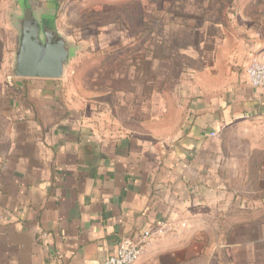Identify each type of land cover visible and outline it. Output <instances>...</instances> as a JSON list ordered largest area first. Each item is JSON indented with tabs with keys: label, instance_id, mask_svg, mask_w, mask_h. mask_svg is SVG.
I'll list each match as a JSON object with an SVG mask.
<instances>
[{
	"label": "crops",
	"instance_id": "crops-1",
	"mask_svg": "<svg viewBox=\"0 0 264 264\" xmlns=\"http://www.w3.org/2000/svg\"><path fill=\"white\" fill-rule=\"evenodd\" d=\"M18 1L55 22L60 0ZM236 19L198 30L172 87L157 86V58L154 77L117 57L100 106L63 95L62 78L9 76L3 97L21 116L0 148V264H102L160 223L135 264H238L264 251V199L247 196L264 192V87L247 74L264 32ZM21 90L27 104L12 99Z\"/></svg>",
	"mask_w": 264,
	"mask_h": 264
},
{
	"label": "rangeland",
	"instance_id": "rangeland-1",
	"mask_svg": "<svg viewBox=\"0 0 264 264\" xmlns=\"http://www.w3.org/2000/svg\"><path fill=\"white\" fill-rule=\"evenodd\" d=\"M11 3L14 14L19 13L21 10L18 0H0L2 149L9 119L19 118V114L21 116V112L11 113L8 106L11 104L3 97L13 91V86L9 84L12 78L9 76L18 42L17 27L14 26L11 32L9 23H5L7 11L9 20ZM238 13L245 18V22L253 20L261 25L264 32V0H60L54 20L60 31L76 47V51L67 65L66 76L57 86L65 89L63 95L66 93L67 97L76 91L82 97L92 95L96 99L94 104L100 106L106 98L102 91L103 85L109 87L107 83L110 76L115 75L118 69L117 57L121 56L127 58L126 64L131 67V72L139 69L143 72L145 69L149 73L152 67L153 76L155 61L152 60L150 65L148 59L157 58V86L172 87L174 84L169 79L178 77L186 67L185 64L192 63L184 56V48L200 38L198 30L217 23L238 24L239 20L233 21ZM123 43L127 46L123 47ZM141 72L137 84L142 88L148 87L149 74ZM154 77L152 80H155ZM17 84L20 88L23 86L19 82ZM13 94L12 99L17 98L21 104L28 103V92L21 90L20 93ZM31 99L36 104L39 103L35 97L31 96ZM248 195L255 202L264 199V192ZM259 211L258 213L264 215V208ZM261 249L258 248L257 252V248H254L253 259L247 263L238 261V264H264V251Z\"/></svg>",
	"mask_w": 264,
	"mask_h": 264
},
{
	"label": "water",
	"instance_id": "water-1",
	"mask_svg": "<svg viewBox=\"0 0 264 264\" xmlns=\"http://www.w3.org/2000/svg\"><path fill=\"white\" fill-rule=\"evenodd\" d=\"M19 7L12 16L18 42L11 76L63 78L76 47L51 18L37 13L33 1H20Z\"/></svg>",
	"mask_w": 264,
	"mask_h": 264
},
{
	"label": "built area",
	"instance_id": "built-area-1",
	"mask_svg": "<svg viewBox=\"0 0 264 264\" xmlns=\"http://www.w3.org/2000/svg\"><path fill=\"white\" fill-rule=\"evenodd\" d=\"M247 74L254 87H264V52L252 56L247 67ZM212 135H216V132ZM165 231L166 225L160 223L144 229L133 237L122 238L114 252L102 264H135L150 241Z\"/></svg>",
	"mask_w": 264,
	"mask_h": 264
}]
</instances>
